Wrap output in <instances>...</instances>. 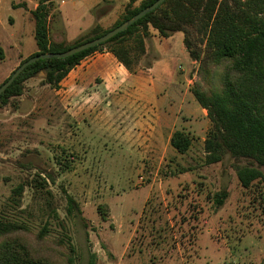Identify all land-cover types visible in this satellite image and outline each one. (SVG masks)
Listing matches in <instances>:
<instances>
[{
    "label": "rangeland",
    "instance_id": "374dc122",
    "mask_svg": "<svg viewBox=\"0 0 264 264\" xmlns=\"http://www.w3.org/2000/svg\"><path fill=\"white\" fill-rule=\"evenodd\" d=\"M9 1L0 3V82L37 47L30 12L21 18L22 10ZM64 1L52 10L51 31L67 39L117 20L107 15L104 25L79 33L91 22L90 12L82 0ZM11 15L16 21L8 20ZM169 53L155 71L160 113L154 102L132 98L116 114L105 110L92 121L65 105V93L44 83V72L26 80L21 95L0 105V215L35 232L46 227L51 238L64 236L75 247L76 264H264V180L241 184L233 163L245 159L228 154L206 161L211 121L192 87L208 88L211 73L201 61ZM176 62L181 64L172 80L169 68ZM184 94L189 110L179 105ZM137 117L143 122L133 124ZM175 130L192 138L185 153L171 144ZM223 188L229 195L216 206L214 195ZM68 194L80 214L68 213Z\"/></svg>",
    "mask_w": 264,
    "mask_h": 264
},
{
    "label": "trees",
    "instance_id": "16d2710c",
    "mask_svg": "<svg viewBox=\"0 0 264 264\" xmlns=\"http://www.w3.org/2000/svg\"><path fill=\"white\" fill-rule=\"evenodd\" d=\"M154 1L131 0L112 26L97 23L87 33L67 42L70 40H55L50 35L56 0H39L31 11L37 50L22 61L38 53L64 51L98 37ZM151 28L162 36L182 32L190 58L201 61V68L211 73L208 88L199 83L192 87L211 121L205 139L206 161L218 162L228 154L237 160L245 159L246 163H233L241 184L249 187L257 179L264 180V0H164L99 45L67 57L42 58L29 64L0 94V105L21 95L25 81L40 72L45 73L44 83L59 88L68 72L96 50L111 51L135 72L146 54ZM3 57L0 46V58ZM218 65L221 66L213 70ZM170 141L181 153L192 144V138L183 130H175ZM22 191L23 185L14 189L12 198L16 203ZM228 195L227 188L221 189L214 195V204L223 205ZM67 196L68 213L80 214L76 199ZM74 253L75 247L64 236L51 238L46 227L35 232L24 222L0 215V264H76Z\"/></svg>",
    "mask_w": 264,
    "mask_h": 264
},
{
    "label": "crops",
    "instance_id": "0c3cea01",
    "mask_svg": "<svg viewBox=\"0 0 264 264\" xmlns=\"http://www.w3.org/2000/svg\"><path fill=\"white\" fill-rule=\"evenodd\" d=\"M129 1L131 0H82L85 5V10L87 13L90 12L91 22L85 28H80L81 31L79 33L97 22L104 25L103 20L107 15L113 14L116 16V19H118ZM139 1L140 0H136L135 3ZM9 2L11 3L12 9L22 10L21 14H19L21 18L30 12L32 16L30 17V21L33 24L34 18L31 11L36 8L39 0H10ZM61 2L64 3L65 1L61 0ZM12 18L16 21L18 17L11 15L8 20L12 21ZM82 18L84 17H81V19ZM32 24H29V27L33 31L35 23L34 25ZM104 26L106 27L107 25ZM55 27L58 29L59 26L56 25ZM150 32V35L146 38V54L143 56L140 63L142 68L140 67L138 72H131L115 54L109 50H96L85 56L80 63L75 65L68 72L60 83V89L65 93V105L69 109L75 108L74 112L79 115L88 114L92 121H97L100 114L101 118H103V112L105 110L107 113L114 111L112 114H116L115 110H117V112L122 110L121 108L125 105V102L132 98L133 100L135 99L133 102L143 99H147L151 105L154 102L153 104L158 105L156 109L160 113L162 98L159 93V88L161 83L159 82L160 77L155 73L156 68L160 66L159 63L164 59V55H167V52L173 53L172 56H174V54H184L186 56V62H188L190 58L182 32H174L169 36L160 35L154 28H151ZM22 35L23 34H20L17 39H21ZM50 35L55 40L66 38L59 30L51 31ZM75 37H77V35L70 39H66L73 40ZM173 46H177L178 50H171ZM35 50H37V47L32 49L30 53H33ZM30 53L28 55H30ZM164 64L166 63H162L160 67L164 68ZM180 64V62H176L174 66L169 68L170 78L172 80H174L175 76L173 74L178 71L177 68H180ZM178 73H180V71ZM181 74L188 76V73ZM178 101L179 105L184 110L190 109L189 104L186 102V94H184L183 97L179 95ZM156 109L153 110L155 113L150 112L151 116H153V120L156 119V117L154 118L156 114L157 117L159 116ZM139 118L144 119V114H139ZM139 118L136 119L133 124L142 123L143 121ZM107 124H111L112 130H116V128L113 127L114 122L110 123V121H107Z\"/></svg>",
    "mask_w": 264,
    "mask_h": 264
},
{
    "label": "water",
    "instance_id": "95a60500",
    "mask_svg": "<svg viewBox=\"0 0 264 264\" xmlns=\"http://www.w3.org/2000/svg\"><path fill=\"white\" fill-rule=\"evenodd\" d=\"M164 0H156L152 4L142 8L139 12L131 16L130 18L124 20L119 25L111 28L104 34L92 38L90 40H87L85 42H82L80 44H77L75 46L70 47L67 50L59 51V52H44V53H38L35 55H31L24 61H22L10 74V76L0 85V94H2L12 83L13 81L18 77V75L31 63L42 59V58H49V57H67L70 55H73L75 53L81 52L85 49L94 47L96 45H99L107 40H109L111 37L116 35L117 33L127 29L130 25L135 23L137 20L142 18L147 13L153 11L156 9Z\"/></svg>",
    "mask_w": 264,
    "mask_h": 264
}]
</instances>
